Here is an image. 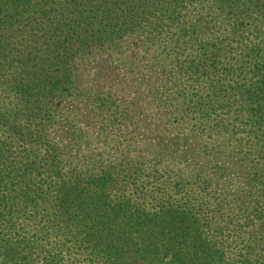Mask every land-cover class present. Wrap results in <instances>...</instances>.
<instances>
[{
    "label": "trees",
    "instance_id": "1",
    "mask_svg": "<svg viewBox=\"0 0 264 264\" xmlns=\"http://www.w3.org/2000/svg\"><path fill=\"white\" fill-rule=\"evenodd\" d=\"M0 264H264V0H0Z\"/></svg>",
    "mask_w": 264,
    "mask_h": 264
},
{
    "label": "rangeland",
    "instance_id": "2",
    "mask_svg": "<svg viewBox=\"0 0 264 264\" xmlns=\"http://www.w3.org/2000/svg\"><path fill=\"white\" fill-rule=\"evenodd\" d=\"M96 60V63L95 65H98L100 62L102 63L103 62V68H105L106 64H107V61L105 59H94L93 62ZM93 70L96 71V69H94V66H93Z\"/></svg>",
    "mask_w": 264,
    "mask_h": 264
}]
</instances>
